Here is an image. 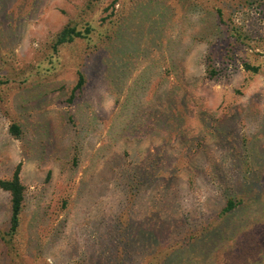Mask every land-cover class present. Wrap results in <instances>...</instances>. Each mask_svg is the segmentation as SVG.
Masks as SVG:
<instances>
[{
	"label": "rangeland",
	"instance_id": "1",
	"mask_svg": "<svg viewBox=\"0 0 264 264\" xmlns=\"http://www.w3.org/2000/svg\"><path fill=\"white\" fill-rule=\"evenodd\" d=\"M113 1L0 0V264H264V0ZM70 21L98 34L56 51Z\"/></svg>",
	"mask_w": 264,
	"mask_h": 264
},
{
	"label": "trees",
	"instance_id": "2",
	"mask_svg": "<svg viewBox=\"0 0 264 264\" xmlns=\"http://www.w3.org/2000/svg\"><path fill=\"white\" fill-rule=\"evenodd\" d=\"M95 1L99 0H90L88 6L91 7L93 2ZM116 1L117 0L113 1L112 7H115V5L117 4ZM109 9L110 7L108 6L105 10L108 11ZM216 9L219 13V21L224 22V15L222 9L220 7H217ZM111 14L112 13H110L109 15H104L100 18V24L102 26H105ZM231 29L233 31L232 36L234 37V39H236V41L244 43L248 39H250V34L242 28L238 27V25H232ZM97 34V28L95 24L91 21L83 24L82 27H79V22L70 21L56 34L54 38L53 47L56 51H59L61 47L72 43L77 39H86L89 41L90 38L95 37ZM232 42L233 43H231V45H226L224 47L225 59H232L236 56V50L235 47H233L234 41ZM216 54L217 51L211 50L206 59L207 75L210 78H215L222 72V68L218 65L219 63H217L216 61ZM244 66L246 70L252 73H259L262 69L260 65L252 64L247 60L244 62ZM85 83L86 75L83 72H79L78 80L74 87L72 97L75 96L77 92H81L83 90ZM10 133L14 137L20 138L22 136L21 125L18 122H12L10 125ZM21 170L22 164H18L10 177L0 178V188L9 193L11 205L10 228L7 231H3L0 228V238L5 241V244L7 245L9 253L12 255V257L18 255L16 252L17 245L15 243V240L21 227L22 214L26 205V185L24 184L21 178ZM243 201L244 200L242 197H230L227 200V204L225 205L222 211V215H224V218L233 216V214H235L240 209L239 207L243 204Z\"/></svg>",
	"mask_w": 264,
	"mask_h": 264
}]
</instances>
